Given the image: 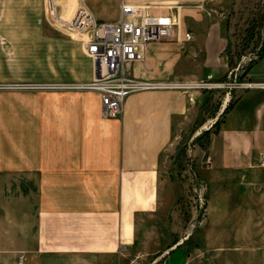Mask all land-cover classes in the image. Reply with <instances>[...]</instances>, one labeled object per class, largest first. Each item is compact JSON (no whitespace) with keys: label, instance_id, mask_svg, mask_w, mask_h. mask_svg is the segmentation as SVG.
I'll use <instances>...</instances> for the list:
<instances>
[{"label":"crops","instance_id":"obj_1","mask_svg":"<svg viewBox=\"0 0 264 264\" xmlns=\"http://www.w3.org/2000/svg\"><path fill=\"white\" fill-rule=\"evenodd\" d=\"M93 1L82 0L96 20H117L119 0ZM124 1L148 4L146 13L174 23L169 39L147 43L143 60L129 64L130 77L228 83L240 74L264 82V51L246 65L244 55L231 61L225 53L233 40L225 0ZM53 2L62 19L79 3ZM227 2L238 10L239 0ZM43 11L44 0H0V16H31L36 27ZM73 44L81 61L57 82L92 76L81 41ZM191 88L131 92L110 118L100 115L90 90L57 92L50 104L21 97L16 113L0 105V257L14 254L11 264L18 255L23 264H120L142 217L153 219L151 227L168 223L178 193L163 152L173 128L205 105L207 90ZM232 89L208 124L199 164L189 168L202 211L190 230H169L174 242L156 251L159 264H264V89Z\"/></svg>","mask_w":264,"mask_h":264},{"label":"rangeland","instance_id":"obj_2","mask_svg":"<svg viewBox=\"0 0 264 264\" xmlns=\"http://www.w3.org/2000/svg\"><path fill=\"white\" fill-rule=\"evenodd\" d=\"M103 1L111 4L113 0ZM52 3L55 5V2ZM73 3L74 0H71V8ZM221 4L226 9V18L228 17L232 23L230 34L233 40L225 53L231 61L244 55L242 59L246 65L263 51L264 0H239L235 6L238 10L235 12L231 10V4L227 0ZM53 15L49 0H44L43 16L37 17V27L31 16H0V105L3 106L5 103L12 106L13 113L18 112L23 99L21 97H27L29 104L35 103L36 97L44 104H50L57 92L86 91L46 86L61 83L54 79H58L60 75L65 76L71 70L70 65L73 61H76V65L81 61L78 48L73 44L80 43L79 36L67 30H59L57 27L59 23L55 21ZM238 78L240 74L233 78L236 83H252ZM210 83L216 86L191 88L207 90L204 95L205 105L196 107L195 113L190 115L188 120L173 128L171 142L163 152L165 167L174 185L173 191L178 193L171 214L167 216L168 223H157L151 227L149 222L153 219L142 217L139 238L127 250L120 264H159L156 260L158 256L155 255L156 251L163 250L171 241L174 242L169 230L176 235L190 230L193 216L198 215V210L202 211L203 206L199 208L197 206L196 186L189 168L199 164L206 139L204 132L209 127L208 124L214 120L213 116L222 105L223 98L232 89L226 82ZM228 83L233 81L230 79ZM201 119L203 123L195 127L200 124ZM13 256L14 254L1 256L0 264H11ZM153 261L155 262L152 263Z\"/></svg>","mask_w":264,"mask_h":264},{"label":"built area","instance_id":"obj_3","mask_svg":"<svg viewBox=\"0 0 264 264\" xmlns=\"http://www.w3.org/2000/svg\"><path fill=\"white\" fill-rule=\"evenodd\" d=\"M52 1L49 0V7L55 21L65 30L79 36L84 52L92 64V76L84 82L51 83L46 86L96 92L102 117H116L121 111L123 98L131 92L145 89L216 86L207 81L185 83L142 80L127 74L130 63L143 60L147 43L171 37L174 25L172 18L167 14L146 13L148 4L119 0L117 20L99 21L94 18L82 0H78L79 3L69 19H62L55 14ZM183 37L188 39L189 33L185 32ZM226 84L232 87L240 85L236 82ZM245 85L264 89V82ZM259 160L260 164L264 165V154L259 155ZM204 163L208 164V160L205 159ZM12 264H23V256L18 255Z\"/></svg>","mask_w":264,"mask_h":264},{"label":"trees","instance_id":"obj_4","mask_svg":"<svg viewBox=\"0 0 264 264\" xmlns=\"http://www.w3.org/2000/svg\"><path fill=\"white\" fill-rule=\"evenodd\" d=\"M263 51H264V47H263ZM263 51H262V52H263ZM262 52H261V53H262ZM261 53H260V54H261ZM260 54H259V55H260ZM215 123H216V122H215ZM215 123H214V124H215ZM214 124H213V125H214ZM208 132H209V129L205 130V132H204V133H206V139H205V142H206V140H207ZM205 142H204V143H205Z\"/></svg>","mask_w":264,"mask_h":264}]
</instances>
